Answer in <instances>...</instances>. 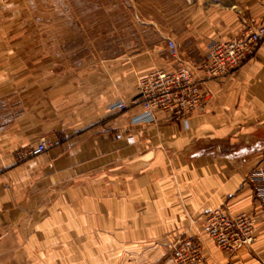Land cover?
I'll return each mask as SVG.
<instances>
[{"label": "crops", "instance_id": "obj_1", "mask_svg": "<svg viewBox=\"0 0 264 264\" xmlns=\"http://www.w3.org/2000/svg\"><path fill=\"white\" fill-rule=\"evenodd\" d=\"M174 1L159 47L56 70L11 39L21 7L0 0V264H175L185 238L200 241L204 264H264V207L249 182L264 168V42L201 84V110L176 118L131 103L148 72L199 75L214 43L264 26V0ZM39 142L46 152L30 156ZM217 212L250 215L253 246L225 253L204 236Z\"/></svg>", "mask_w": 264, "mask_h": 264}, {"label": "rangeland", "instance_id": "obj_2", "mask_svg": "<svg viewBox=\"0 0 264 264\" xmlns=\"http://www.w3.org/2000/svg\"><path fill=\"white\" fill-rule=\"evenodd\" d=\"M1 1L21 7L23 27L11 39L29 40L26 49L56 70L128 61L134 48L159 47L168 7H177L174 0Z\"/></svg>", "mask_w": 264, "mask_h": 264}, {"label": "built area", "instance_id": "obj_3", "mask_svg": "<svg viewBox=\"0 0 264 264\" xmlns=\"http://www.w3.org/2000/svg\"><path fill=\"white\" fill-rule=\"evenodd\" d=\"M170 56L177 54L175 42L170 40ZM264 42V26L247 27L245 31L229 41L214 43L198 75L191 68L181 66L174 71H151L138 79V94L132 104H140L145 112H166L173 117L183 118L193 111L201 110L207 100L202 92V83L207 79L233 73L248 62ZM123 110L126 105L119 104ZM46 142H39L31 148L29 155L39 156L48 148ZM254 186V196L264 207V168L256 169L249 177ZM253 218L246 213L236 217L226 213H212L202 226L201 232L212 240L221 251L236 253L242 248L253 246L256 239ZM172 258L175 264H204L201 257V243L197 239L185 238L173 245Z\"/></svg>", "mask_w": 264, "mask_h": 264}]
</instances>
